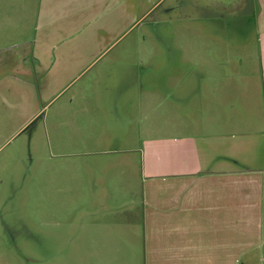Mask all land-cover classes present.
<instances>
[{
	"label": "rangeland",
	"instance_id": "rangeland-1",
	"mask_svg": "<svg viewBox=\"0 0 264 264\" xmlns=\"http://www.w3.org/2000/svg\"><path fill=\"white\" fill-rule=\"evenodd\" d=\"M244 4L0 0V264H145L150 176L261 165L264 21L246 47Z\"/></svg>",
	"mask_w": 264,
	"mask_h": 264
},
{
	"label": "crops",
	"instance_id": "crops-1",
	"mask_svg": "<svg viewBox=\"0 0 264 264\" xmlns=\"http://www.w3.org/2000/svg\"><path fill=\"white\" fill-rule=\"evenodd\" d=\"M244 3L246 15L260 28L264 0ZM261 68L264 83V64ZM176 159L173 172L150 176L144 186L134 223L138 256L145 264L253 261L254 251L264 250V157L260 166H241L235 156L220 154Z\"/></svg>",
	"mask_w": 264,
	"mask_h": 264
},
{
	"label": "flooded vegetation",
	"instance_id": "flooded-vegetation-1",
	"mask_svg": "<svg viewBox=\"0 0 264 264\" xmlns=\"http://www.w3.org/2000/svg\"><path fill=\"white\" fill-rule=\"evenodd\" d=\"M246 7V6H245ZM245 11H246V9H245ZM246 19L248 20V21H250V22H252L251 23V25H249L248 27H247V32H246V34H247V37H251L252 36V27H253V24H254V22L251 20V18L250 17H248L247 15H246ZM248 24V23H247ZM248 28H249V30H248ZM149 68V67H148Z\"/></svg>",
	"mask_w": 264,
	"mask_h": 264
}]
</instances>
